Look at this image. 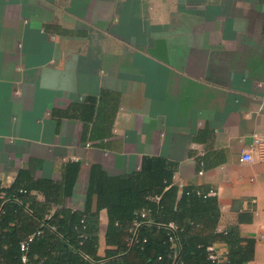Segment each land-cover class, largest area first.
<instances>
[{"label":"crops","instance_id":"1","mask_svg":"<svg viewBox=\"0 0 264 264\" xmlns=\"http://www.w3.org/2000/svg\"><path fill=\"white\" fill-rule=\"evenodd\" d=\"M145 156L177 165V197H215L211 229L264 264V0H0L1 187H61L78 162L69 196L29 195L46 217L81 211L92 164L119 176ZM106 229L101 210L100 257Z\"/></svg>","mask_w":264,"mask_h":264},{"label":"trees","instance_id":"2","mask_svg":"<svg viewBox=\"0 0 264 264\" xmlns=\"http://www.w3.org/2000/svg\"><path fill=\"white\" fill-rule=\"evenodd\" d=\"M176 167L163 157L145 156L138 170L109 176L92 164L83 210L61 207L50 217L36 211L29 191L36 187L45 193L44 184L69 196L79 163L66 164L61 187L49 181L27 184L19 172L10 187L0 185V264H214L207 248L218 241L227 245V264L251 259L252 240L239 247L243 239L236 230L222 234L211 229L218 213L215 197L190 187L177 197L172 183ZM101 210L106 211L105 242L111 247L103 257L97 255Z\"/></svg>","mask_w":264,"mask_h":264},{"label":"built area","instance_id":"3","mask_svg":"<svg viewBox=\"0 0 264 264\" xmlns=\"http://www.w3.org/2000/svg\"><path fill=\"white\" fill-rule=\"evenodd\" d=\"M263 139L261 138V137H257V136H254V142L255 143H259V142H261ZM241 160L242 161H251L252 160V156H251V154L249 153V152H244V151H242V154H241ZM141 217H144L145 216V212H142L141 213V215H140ZM139 225V223L138 222H135L134 224H133V227H137ZM171 227H173L172 225H170ZM129 232H132V228H130L129 229ZM32 240V237H29L28 238V242H30ZM21 248L22 249H24L25 248V244H22L21 245ZM207 250H208V252H209V259L214 263V264H217V262H218V255H217V253H216V251H215V249H214V247H213V245L212 246H209L208 248H207Z\"/></svg>","mask_w":264,"mask_h":264}]
</instances>
